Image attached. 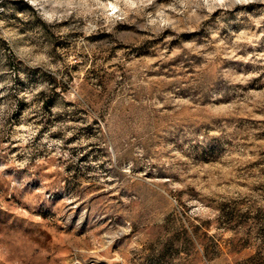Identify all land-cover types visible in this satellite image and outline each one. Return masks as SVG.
Wrapping results in <instances>:
<instances>
[{"label":"clouds","instance_id":"9594fccd","mask_svg":"<svg viewBox=\"0 0 264 264\" xmlns=\"http://www.w3.org/2000/svg\"><path fill=\"white\" fill-rule=\"evenodd\" d=\"M260 45L264 0H0V264H264V142L216 119Z\"/></svg>","mask_w":264,"mask_h":264},{"label":"rangeland","instance_id":"374dc122","mask_svg":"<svg viewBox=\"0 0 264 264\" xmlns=\"http://www.w3.org/2000/svg\"><path fill=\"white\" fill-rule=\"evenodd\" d=\"M256 6L254 5H237L235 9L228 12L227 17L225 18L226 22L231 20H236L235 13L240 11L241 9H247L252 10ZM221 9H217L216 12H214L213 18H215L219 13L221 12ZM230 27L234 31H240L242 29V26L239 23H232ZM227 32V29H223L222 33ZM201 34L203 33V30H201ZM133 37L131 35H126L122 39L124 40H131ZM252 47L246 46V51H252ZM256 51L264 50V45L257 46ZM226 65H231L236 68L237 71L246 70L251 71L253 69V66L251 64H244L242 61H233V60H226ZM258 78L254 77L252 82L250 83L249 87L253 90H255L258 86L256 81ZM215 88L217 91L223 90L225 92L224 96L219 97V99L216 101L217 106L223 108L224 105L230 103L235 97L234 94H229L227 89L224 88V86L217 82L215 84ZM264 116V111H262L260 108L253 109L251 112L240 109L235 114L232 112H227L226 114H223L221 116L216 117L217 120H224V121H234L236 123V128L239 129V134L235 136L232 140H227L226 143L229 145L236 143L239 146H244L246 143L249 147H251L252 144H255L257 142H264V119H261V117ZM255 129V132L251 134V138H249V134L252 132V130ZM259 151L262 155H264V148H260ZM227 154V153H226ZM223 208L228 209L226 212V217L228 219H231L233 216V210L228 208L227 202H222L221 205ZM0 210L4 211H15L19 213V209H3L0 208ZM43 219V218H42ZM35 222V221H34ZM41 227L48 232L49 238L53 241L57 242H63V233H60V236H54L51 233L50 227L41 225Z\"/></svg>","mask_w":264,"mask_h":264}]
</instances>
